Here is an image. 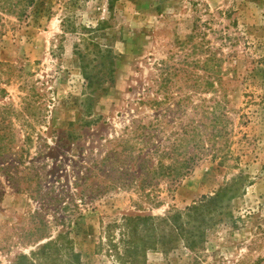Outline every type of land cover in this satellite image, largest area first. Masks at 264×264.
I'll return each mask as SVG.
<instances>
[{
	"label": "rangeland",
	"instance_id": "obj_1",
	"mask_svg": "<svg viewBox=\"0 0 264 264\" xmlns=\"http://www.w3.org/2000/svg\"><path fill=\"white\" fill-rule=\"evenodd\" d=\"M11 1L0 7V264L60 233L79 264H119L110 239L125 216H151L135 264H264V0ZM162 62L175 73L166 84ZM155 118L164 131L151 142L199 123L193 170L161 181L154 201L103 191L107 149ZM223 188L195 248L171 235L174 214L197 226L188 208Z\"/></svg>",
	"mask_w": 264,
	"mask_h": 264
},
{
	"label": "trees",
	"instance_id": "obj_2",
	"mask_svg": "<svg viewBox=\"0 0 264 264\" xmlns=\"http://www.w3.org/2000/svg\"><path fill=\"white\" fill-rule=\"evenodd\" d=\"M10 2L12 1L6 0L4 6H0L1 9L10 10L11 8L6 7V5H11ZM17 5L18 3L15 4V6ZM22 12L23 10L19 11L20 16L23 15ZM167 66L162 62L159 67L162 70V82L165 84L175 75V73L169 72ZM89 82L91 83V80ZM210 83L213 86V82ZM213 120L215 121V117ZM161 123L158 118H155L154 122L151 121L149 125L144 124L141 119L134 120L132 125L126 127L127 130L121 134L122 137L116 138L114 144L107 149L100 160L105 166L103 191L129 186L135 188L145 199L154 201L153 192L161 181H165L172 188L193 170L199 159L201 148L202 151L205 148L204 144L200 147L198 142V139L201 140L199 123L191 129H188V124L183 125L181 129L169 133L163 141L151 142V139L155 136L160 137V133L164 131V128L160 126ZM146 128L156 129V132L146 133L144 132ZM165 135L162 134V136ZM109 142L113 143L111 140ZM12 162L17 163L8 165L17 169L21 165L22 159H12ZM9 166L3 168L4 171H7ZM15 177V174L9 175L10 183L14 181ZM88 177L84 178L88 179ZM110 178L112 181L106 182ZM97 185L99 186V184ZM227 191L228 188H223L214 196L205 195L199 204L188 208L186 215L191 220H197L199 222L197 226L191 224L186 226L181 221L183 215L174 214L170 218L172 222L168 223L171 235L175 238H183L188 247L195 248L199 243V238L205 233L204 229L202 230V225L214 219L215 212L219 209L218 202L226 195ZM81 195H83V191ZM156 203L158 204L159 200ZM150 219L151 216H125L123 218V223L120 224L123 226L120 238L116 242L110 239L111 249L119 264H135L134 261H136L137 254L140 253L141 243H148L146 236L141 235L139 225L142 222L143 225H146ZM63 220L61 219V221ZM143 228H147V226ZM66 234L60 233L56 238L47 240L29 254L18 255L13 264H79L80 256L74 250L72 240ZM44 238L49 237L43 236L42 239Z\"/></svg>",
	"mask_w": 264,
	"mask_h": 264
}]
</instances>
